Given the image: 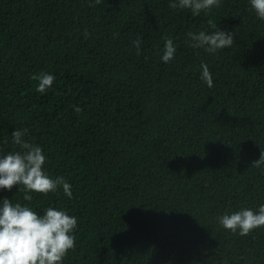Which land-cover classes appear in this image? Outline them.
<instances>
[{"label": "trees", "instance_id": "trees-1", "mask_svg": "<svg viewBox=\"0 0 264 264\" xmlns=\"http://www.w3.org/2000/svg\"><path fill=\"white\" fill-rule=\"evenodd\" d=\"M209 19L234 36L215 54L185 36ZM39 72L55 75L43 93ZM14 128L72 197L24 201L13 185L0 198L77 217L63 264H264V225L241 235L216 219L264 203V20L248 0L195 16L169 0H0V154L19 150Z\"/></svg>", "mask_w": 264, "mask_h": 264}, {"label": "clouds", "instance_id": "clouds-1", "mask_svg": "<svg viewBox=\"0 0 264 264\" xmlns=\"http://www.w3.org/2000/svg\"><path fill=\"white\" fill-rule=\"evenodd\" d=\"M220 0H169L173 9H187L192 15L218 7ZM249 7L256 17L264 20V0H248ZM212 30L187 31V42L193 48H203L207 53L229 47L234 42L231 30L223 29L213 23ZM131 43L140 49L141 39ZM176 46L171 37L164 39L159 59L165 63L174 58ZM200 78L212 87V73L206 63L201 62ZM37 81V91L43 93L52 86L55 75L51 72L35 73L31 77ZM26 128H14L11 140L19 150L0 154V189H10L18 185L23 191L22 199L31 201V192L49 193L62 190L68 198L72 197L71 184L62 175L52 176L46 168L48 157L42 146L25 139ZM259 167L264 165V152L253 161ZM22 186V188H21ZM217 222L231 231L245 235L250 230L264 225V203L256 208L239 207L225 211L217 216ZM77 217L70 215L63 207L49 206L42 213L36 212L28 203L13 201L7 196L0 198V264H63L69 249L75 247L74 230Z\"/></svg>", "mask_w": 264, "mask_h": 264}]
</instances>
